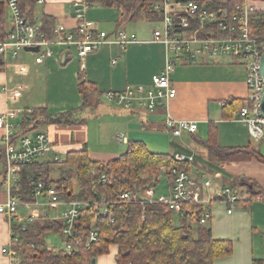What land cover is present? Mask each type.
Masks as SVG:
<instances>
[{
    "label": "built area",
    "instance_id": "built-area-1",
    "mask_svg": "<svg viewBox=\"0 0 264 264\" xmlns=\"http://www.w3.org/2000/svg\"><path fill=\"white\" fill-rule=\"evenodd\" d=\"M10 12V27L4 39L0 40V58L6 67L11 61L17 59L21 52L30 48H37L36 62H43L52 55L55 47L68 48L75 45L82 66L87 57L106 44H117L124 51L130 44L137 43L136 34L125 29L107 33L101 31L94 21L89 19L88 13L91 5L87 2H74L76 27L79 39L75 40L73 32L63 24H56L53 35L48 38L41 31V25L28 21L20 9L19 0H0ZM43 3V0H38ZM252 1L245 0L241 6L234 10H210L206 5L192 0H160L149 2L144 14L154 16L161 28L153 31L154 43H160L167 50V63L163 70L152 78L150 88L139 86L128 87L122 92H106L109 102H114L126 110H131L135 104L139 107L153 111L159 107L168 108L169 101L176 96V89L172 85L171 75L178 62L190 64L201 63L203 60L214 61L221 58H232L247 66L248 78V105L243 108L239 119L247 125L250 135L260 141L264 137V114L262 111V97L264 93V79L261 71V61L264 55V41H258L250 35V15L256 10ZM117 63V60L113 62ZM224 105V104H222ZM19 112L9 111L0 115V129L4 131L2 138V157L5 164L3 175V188L7 192V201L0 204V215L6 216L10 224L11 236L2 249L4 255L10 258L12 264H17L19 254L15 246L19 243L18 232H25L41 217L36 210L47 207L53 212L60 210L59 215L43 220L59 221L62 224L60 233L54 237L61 242L48 240V248L54 252L63 251L74 255L83 248H90L92 243L98 241L97 230L87 231L81 223L82 211L90 209L97 217H106L109 214L111 201L104 198L95 202L67 198L56 188H47L43 183L31 182L36 202H20L13 196L12 190L18 185L19 176L23 166L40 161L53 152V146L44 132L32 134H19L16 120ZM24 115L33 113V110L22 111ZM165 128L173 138L182 139L183 136L194 134L198 130V123L188 120H177L167 114ZM119 143L127 144L128 138L124 134H116ZM175 160L179 162H192L193 156L177 153ZM56 163L64 159L54 157ZM167 176V171L161 167L157 181ZM107 178L103 176V180ZM206 187L211 181L205 182ZM223 194L225 202L231 205L228 213L236 208L239 197L232 187H225ZM44 200V201H43ZM133 201L142 203H161L169 207L174 214L197 223V209L193 205H202V188L193 179L190 172L174 169L171 174V186L166 195L157 194L156 186L140 189L136 184L132 191L122 192L117 196L116 202ZM185 206H189L185 208ZM21 208L25 209L22 213ZM211 219L210 208L207 209L200 224L206 225ZM83 226V227H82ZM89 264V263H87Z\"/></svg>",
    "mask_w": 264,
    "mask_h": 264
},
{
    "label": "crops",
    "instance_id": "crops-1",
    "mask_svg": "<svg viewBox=\"0 0 264 264\" xmlns=\"http://www.w3.org/2000/svg\"><path fill=\"white\" fill-rule=\"evenodd\" d=\"M74 2H86V0H43V3L38 2L35 20L32 22L40 24L42 17L45 16L53 19L55 25L63 24L69 31L73 32L78 25L75 18ZM251 4L256 11H259L256 5L264 6L261 3L256 5L254 3ZM90 5L91 8L88 16L89 14L90 16H94L92 18L98 28L101 31H105L100 21H97L99 20L97 17L107 16V22L115 23L114 30L110 32H115L117 30V9L100 4ZM95 6L105 7L109 10H98L100 14L97 12L91 14V10ZM261 8L264 11V7ZM112 9H115L114 14H112ZM142 20L151 22L146 19H140L139 21ZM137 22L128 23L124 27L128 32L136 34L137 43L130 44L124 51H121L117 44H106L90 54L84 66H82L75 45L68 48L55 47L52 55L48 56L41 63L36 62L35 54L27 51L21 52L17 59L0 69V115H4L9 111L19 112L13 123H15L16 130L20 134L26 118V115L21 113L22 111L46 109L49 114H59L79 109L83 104L78 91V83L81 81L94 84L101 94L95 107L96 114L103 111L111 114L113 117H123L122 111H125L127 112L125 115L129 117V122L135 121L136 118L134 117L146 116V119L149 122L151 120L154 124L156 123L153 119L155 117H161L162 123L165 124L167 114H170V116L177 120L197 122V132L185 135L182 139L173 138V141L170 142L172 152L167 154L174 156L180 153L193 156L192 162H187L190 167L189 172L202 188V206H208L211 211V219L206 225L211 227L214 239L230 240L233 242V255L224 259H217L214 264H253L254 260H264V164L257 160L225 164L210 162L207 159L208 152L200 142L207 139L210 125H213L217 130L218 145L221 148L252 147L264 156V152L260 146L264 142V137L260 141H256L250 135L247 125L240 121L239 115L230 120L223 117V106L227 100L246 98L242 95H237V86L234 83L228 82L222 92L226 93V97L198 98V82H187L190 84H186V81L180 79L175 82L173 77L177 71L175 69L174 75H171V81L176 89V96L169 101L168 108L159 107L156 110L150 111L135 104L131 110H126L117 106L114 102H109L105 97L106 92H122L128 87L138 88L139 86H143L144 88H150L152 78L161 72L167 63L168 54L165 46L152 42L153 31L151 29L149 31V29L147 30L144 27L142 28ZM8 23L10 26V20H8ZM29 54L34 55L33 62L36 65V69L40 68L44 69V71L55 69L58 62L63 66H67L75 58L78 59L77 92L80 98H25L30 89L25 80L30 70L28 63L31 61V57ZM146 58L153 59L151 62L146 63ZM115 60H117L116 64L113 63ZM232 60L233 62L236 61ZM219 61L217 60L214 63H219ZM209 62V60H203L201 64L189 63L193 68H190L192 71H187L191 74L193 72L198 76V65H202L201 67H203V65H209ZM182 63L188 64L187 62ZM214 86L217 89L219 83H216ZM188 96H193V98H186ZM204 101L216 102L219 106V109L214 112V119H212L209 110H206V113L200 116L196 114L185 116L187 110L198 114V103H203ZM40 126H47V128L43 131L38 129ZM36 132L46 133L54 148L48 157L40 160L42 162H46L47 159L50 160V158L53 159L56 156L64 159L67 153L81 150L85 145L88 147V128L86 127V123L69 127L41 123L30 134ZM3 136L4 131L0 129V146H2ZM253 142H256L259 146H255ZM197 145L198 148H196ZM120 156L114 153L96 155L90 153L91 160L96 162H109L118 159ZM1 170L2 166L0 163V174ZM164 178L166 181L162 187L159 186L160 180L156 185V192L159 195L169 193L171 179L168 176H164ZM206 181H211L210 187L205 186ZM227 186L232 187L239 199L244 200L246 203L251 199L256 200L249 207L243 205L240 207L236 206L234 211L229 214L228 210L231 209V205L225 202L226 197L223 194V190ZM7 197L6 190L0 188V204L6 202ZM60 210L57 212L52 211V216L59 215ZM21 211L22 213L26 212L23 208H21ZM36 211L41 217L52 218V216H47V212L41 209ZM41 217L33 224L48 221L43 220ZM177 218L179 219V226H191L194 235L198 234V238L202 236V231L206 225L198 224V228H196L194 226L196 224H192L189 220L179 215H177ZM183 221H187L188 224H183ZM174 223L176 224L175 219ZM10 236L11 229L8 219L6 216L0 215V264H12L10 258L2 252ZM52 242L54 241L52 240ZM112 248L116 249L113 258H108L107 256L100 257L96 264H116L115 257L118 254V248L115 246Z\"/></svg>",
    "mask_w": 264,
    "mask_h": 264
},
{
    "label": "trees",
    "instance_id": "trees-1",
    "mask_svg": "<svg viewBox=\"0 0 264 264\" xmlns=\"http://www.w3.org/2000/svg\"><path fill=\"white\" fill-rule=\"evenodd\" d=\"M160 0H86L89 4H100L105 7L116 8L117 31L124 29L128 23L146 19L158 23L154 16L145 15V7L149 2ZM206 5L210 10H234L243 5L245 0H192ZM260 1L264 0H250ZM20 9L24 17L32 22L35 20V11L38 0H19ZM0 40L4 39L9 31L5 5L0 2ZM10 20V19H9ZM41 31L48 38L53 35L54 20L42 17ZM250 35L258 41H264V11H255L250 15ZM75 40L79 35L77 29L73 31ZM4 66L0 58V69ZM78 91L82 98V106L68 113L49 114L46 109H34L32 114L26 115L21 135L29 134L37 129L38 125L52 124L60 127L83 125L87 119L83 117L86 111L94 110L98 104L100 93L94 84L79 82ZM223 106V117L233 119L240 115L248 105L245 99H230ZM208 152L207 159L214 163H236L241 161L257 160L264 164V156L252 147L221 148L218 145L216 128L210 125L208 137L200 141ZM0 188H3L5 172L2 146H0ZM56 162L37 161L23 166L18 185L12 194L20 202H36L31 182L43 183L47 188H56L67 198L95 202L107 198L111 201L109 214L106 217H95L90 209L82 211L81 223L87 231L97 230L98 241L90 248H83L74 255L60 251L54 252L48 248L50 236L62 230L59 221L49 220L31 225L27 231L18 232L20 241L15 246L19 254L17 264H96L100 257L110 254L112 247L118 248L115 257L116 264H214L217 259L230 257L234 253V245L230 240H216L212 236L211 227L205 226L200 238L195 237L191 226H177L174 223V212L161 203H142L133 201L116 202L122 192L132 191L133 185L145 189L155 187L156 180L163 167L171 179L174 169L190 170L187 162L175 160L167 153H152L142 141H128L127 150L118 159L109 162H96L90 158V152L85 145L81 150L66 154L61 164L70 166L59 180L51 179L52 165ZM103 176L107 179L103 180ZM145 177V178H144ZM75 183L80 192H74ZM256 199L248 203L244 200L236 206L249 207ZM189 206H185L188 208ZM197 209V223L203 213L209 209L202 205H193ZM82 226V227H83ZM95 261V263H93ZM253 264H264V260H254Z\"/></svg>",
    "mask_w": 264,
    "mask_h": 264
},
{
    "label": "rangeland",
    "instance_id": "rangeland-1",
    "mask_svg": "<svg viewBox=\"0 0 264 264\" xmlns=\"http://www.w3.org/2000/svg\"><path fill=\"white\" fill-rule=\"evenodd\" d=\"M225 1V0H222ZM254 5L256 4H264V2L260 1H252ZM259 11H262L260 5H256ZM98 10H109L105 7H94L92 8V13L97 12L100 14ZM112 14L115 13V9H112ZM102 12V11H101ZM104 12V11H103ZM6 17L10 19V12L6 9ZM96 13V14H97ZM94 16H90L89 19L93 21ZM100 17V16H99ZM97 17L100 21L103 29L108 33L114 30L115 23L107 22V16L100 18ZM103 17V18H102ZM138 25L142 28L150 29L154 31L156 28H161L159 23H153L148 21H138ZM31 57V61L29 64V72L26 76V83L29 85V92L25 95V98H80L77 92V74L79 72V60L75 58L69 65L63 66L61 63H57V67L51 71H44V69H36V65L34 64V55L29 54ZM153 58H146V63L151 62ZM219 63H214L216 61H210L209 65H198V76L192 72V74L188 71H192L190 68H193L192 65L184 64L182 62H178L176 65L177 71L175 72L174 80L186 81V84H190L191 82H198V98H222L226 97V93L223 92V88H225L230 82L231 84L237 86L238 92L237 95H242L243 97L248 96V88L245 83H247L248 78V69L247 66L241 62L234 61L228 58H221ZM206 63V62H205ZM201 64V63H198ZM204 64V62H203ZM75 68V70H74ZM188 70V71H187ZM174 75V73H173ZM198 79V80H197ZM190 82V83H187ZM219 83L217 89H215V84ZM193 98V96H188L186 98ZM81 103V100H80ZM201 106V108H200ZM219 109V106L216 102H208L204 101L203 103H198V114L194 111L187 110V114L185 116L191 115H203L206 113V110H209L211 113L212 119H214V112ZM121 110V109H119ZM122 111V110H121ZM125 114L127 112L122 111V116L113 117L109 113H105L100 111L96 114V109L86 111L83 115L87 119L86 127L88 128V149L89 152L93 155L96 154H106V153H114L115 155H122L127 150V144L119 143L115 136L116 134H124L127 136L129 141H137L140 140L144 142L150 152L155 153H171L172 150L170 148V142L173 141V137L171 133L165 128V125L162 123L161 117L153 118L156 123H152L146 119V116L134 117L135 121L129 122ZM128 115H130L128 113ZM152 116V115H150ZM152 118V117H151ZM47 126H40L38 129L46 130ZM255 146H259L256 142H253ZM264 152V142L260 145ZM198 148V145L196 146ZM96 153V154H95ZM63 159V158H62ZM47 161H52L47 159ZM70 166L66 164L56 163L52 165L51 170V179L59 180L64 172L68 171ZM165 178L161 177L160 179V187L165 184ZM74 193L77 195L80 192V187L77 183H75ZM41 210L47 212V216H52V211L47 207H41ZM174 219L176 225L179 226V219L177 218V214H174ZM183 224L187 225V221H183ZM198 228L197 225H194ZM195 237L198 238V234H195ZM57 241V238L50 237V241ZM59 246H63L61 242L57 243ZM116 249L112 248L108 258H113Z\"/></svg>",
    "mask_w": 264,
    "mask_h": 264
},
{
    "label": "water",
    "instance_id": "water-1",
    "mask_svg": "<svg viewBox=\"0 0 264 264\" xmlns=\"http://www.w3.org/2000/svg\"><path fill=\"white\" fill-rule=\"evenodd\" d=\"M0 13H1V10H0ZM26 51L34 53V52H38V49L37 48H30V49H27ZM261 71H262V75H263V79H264V55H263L262 61H261ZM262 111L264 114V93H263V97H262ZM93 263H95V261Z\"/></svg>",
    "mask_w": 264,
    "mask_h": 264
}]
</instances>
